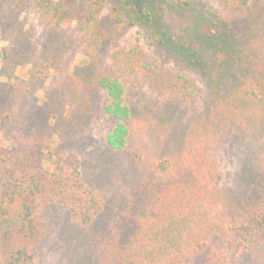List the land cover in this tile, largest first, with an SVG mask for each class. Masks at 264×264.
Masks as SVG:
<instances>
[{"label": "trees", "instance_id": "1", "mask_svg": "<svg viewBox=\"0 0 264 264\" xmlns=\"http://www.w3.org/2000/svg\"><path fill=\"white\" fill-rule=\"evenodd\" d=\"M13 2L56 31L75 22L76 40L89 63L75 75L72 90L76 102L72 104L70 99L67 106L89 110L96 96H102L101 113L115 122L104 137L112 151H126L145 125L134 119L127 100L131 88H146L159 108L185 104L195 90L184 77L152 68L142 52L109 53L123 33L140 26L147 48L161 51L169 46L166 56L182 68L194 57H202L204 70L212 57L204 110L184 131L175 154L152 158L145 168L138 166L144 172L135 192L141 202L134 209L129 232L120 240L109 239L102 247L101 264H251V253L264 242V162L251 178L250 174L246 177L254 189L246 191L241 204L230 208L219 155L228 144L249 142L253 135L260 143L264 140V13L259 25L245 34L244 45L235 36L228 40L226 34L198 28L189 29L180 41L170 44L153 14L133 8L127 0ZM169 2L182 8L192 3ZM223 3L243 13L253 10L256 15L253 0ZM108 5L107 13L101 15ZM105 57L109 59L107 69ZM51 59L57 60L51 57L44 64H34L32 75L45 76ZM8 139L0 137V264H36L35 251L46 227L42 216L46 204L65 208L74 225L87 227L104 209V201L84 182L78 156L56 155L52 150L43 155L41 146H47V139L24 149L8 148ZM132 153L135 164H140V150L135 148ZM45 157H52L47 166Z\"/></svg>", "mask_w": 264, "mask_h": 264}, {"label": "rangeland", "instance_id": "2", "mask_svg": "<svg viewBox=\"0 0 264 264\" xmlns=\"http://www.w3.org/2000/svg\"><path fill=\"white\" fill-rule=\"evenodd\" d=\"M13 1L0 0V137L9 138L5 142L8 148L14 145L19 149L35 147L39 139H47V146H41L43 155L46 150H52L56 155L78 156L84 182L94 187L104 201V209L87 227L74 225L65 208L46 204L42 210L46 227L35 251L36 264H101L102 247L109 239L120 240L129 232L134 209L141 202V196L135 192L142 184L144 172L139 171L138 166L145 168L152 158L175 154L181 147L184 131L204 110L207 87L212 80L208 66L212 57L205 63L208 65L204 70L201 69L202 57H194L182 68L166 56L169 46L161 51L149 50L140 26L123 33L110 46L109 53L142 52L152 68L184 77L195 90L189 102L174 106L162 104L159 108L157 99L151 97L146 88L137 91L131 88L127 100L133 108L134 119L145 125L126 151H112L104 137L115 122L102 115V96H96L89 110L78 107L70 110L67 106L70 99L72 104L76 102L72 90L75 75L89 63L84 47L76 40L75 22L56 31ZM127 1L133 8L149 10L170 44L180 41L189 29L198 28L200 32L226 34L228 40H234L235 36L244 45L245 34L251 26L259 25L264 13V0H253L256 15L253 10L243 13L228 7L223 0H191L184 8L172 6L169 0ZM108 7L101 15L107 13ZM51 57L57 60L48 62L47 74L40 78L33 76V65L44 64ZM108 63L105 57L104 68H108ZM135 148L142 156L138 165L132 153ZM219 158L223 163L226 206L235 208L242 203L240 198L246 191L254 189L250 180V186L247 184L246 177L250 174L251 178L264 162V140L260 143L253 135L249 142H233L220 152ZM51 159L45 157L44 165ZM245 166L248 170L243 168ZM259 187L260 183L256 189ZM129 209L131 217L128 219ZM251 255V264H264V242Z\"/></svg>", "mask_w": 264, "mask_h": 264}]
</instances>
